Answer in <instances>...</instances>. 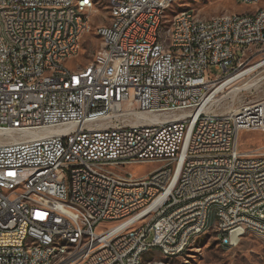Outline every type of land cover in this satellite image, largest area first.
<instances>
[{"label": "built area", "instance_id": "obj_1", "mask_svg": "<svg viewBox=\"0 0 264 264\" xmlns=\"http://www.w3.org/2000/svg\"><path fill=\"white\" fill-rule=\"evenodd\" d=\"M175 1L108 0L117 26L95 35L106 45L75 73L66 57L92 21L90 0H0V264H158L145 253L179 256L210 228L230 248L246 225L264 236V154L239 147L243 131H264V99L201 109L264 63V7L214 22L186 9L159 34ZM46 64L55 76L43 77ZM144 162L159 165L130 169ZM168 218L182 230H164ZM61 236L74 237V253L55 247Z\"/></svg>", "mask_w": 264, "mask_h": 264}, {"label": "rangeland", "instance_id": "obj_2", "mask_svg": "<svg viewBox=\"0 0 264 264\" xmlns=\"http://www.w3.org/2000/svg\"><path fill=\"white\" fill-rule=\"evenodd\" d=\"M94 1L93 10L95 11L91 15V29L83 38V48L79 55L66 60V64L72 69H78L91 61L92 54L102 45V40L95 36L97 28L100 25H107L110 21L108 0ZM258 6L264 7V0L251 4L239 3L236 0H176L167 10L164 19L167 21L186 9L192 10L199 18L211 19L233 12H252ZM208 73L217 77L225 75L222 69H216L214 66L209 67ZM216 96L219 101L212 102L211 109L217 114L236 111L244 101L264 99V65L226 86ZM239 147L244 152L264 154V131H243L239 137ZM158 165L156 162H144L132 165L130 169L136 175L142 176ZM213 220L214 212L212 211L209 225ZM248 233L238 246L230 248L223 246L216 230L210 228L200 234L183 254L167 257L160 250H151L145 254V262L151 260L161 262L160 264H264V236L254 232Z\"/></svg>", "mask_w": 264, "mask_h": 264}, {"label": "bare ground", "instance_id": "obj_3", "mask_svg": "<svg viewBox=\"0 0 264 264\" xmlns=\"http://www.w3.org/2000/svg\"><path fill=\"white\" fill-rule=\"evenodd\" d=\"M259 0H251V3H258ZM91 4H93V9L95 8V1L90 0ZM109 4V11H110V21L107 25H100L97 28V34H99L100 30L102 28H112L117 26V17L114 15V11L112 10V3ZM172 5H169L167 7L163 8L162 12V19L161 23L158 24V33L159 34H166V32H170L171 26L173 24V16L180 15L186 12L181 11L177 14L173 15L170 19L167 21L164 19L166 12L168 9H170ZM68 9H79V0H68ZM258 11V8L255 11L249 12V14H256ZM231 14L218 16V19L221 20H230ZM215 17L211 19H203L195 16V22H214ZM91 23L92 21H88L85 26V31L79 32L76 36V50L69 52V57H66V60L73 59L79 53L81 52L83 48V38L84 36L90 31L91 29ZM17 26H24V19H17ZM0 27H1V20H0ZM262 27H264V17L262 19ZM100 40H102V45H106V37H99ZM257 50H264V42H257ZM171 53V46H164L159 48V55H169ZM96 62V55H92V59L90 62L81 65L78 69H72L68 66V70L75 71V73H83L88 71L89 66L92 65V63ZM264 63L262 62H256L253 65H250L243 71H241L238 74L230 76L224 83L219 85L218 88H216L213 93L209 96V98L203 103L201 106V109L209 102L212 101L213 103L219 101L217 99L216 94L225 88L226 86L234 83L238 79L246 76L247 74L253 72L257 68L263 66ZM56 75V66L55 64H46L43 65V77H50ZM33 82H41V75H33ZM142 116H145L144 114H141ZM152 120H155L156 117H151ZM164 230H173V231H181L182 230V223H177V218H168L164 220ZM246 232H254V226L253 225H246ZM200 235V234H199ZM196 235L194 240L199 236ZM220 242L223 246H225V243L223 242V239H220ZM55 247H58V249H65L66 253H74L75 252V244H74V237L73 236H61L60 239L55 240ZM153 250H160L162 254H164L167 257H170V254H168V250L166 249H153ZM146 254V253H145ZM147 262H154V261H147ZM56 264H65V260H58L56 261ZM160 264V263H158Z\"/></svg>", "mask_w": 264, "mask_h": 264}]
</instances>
